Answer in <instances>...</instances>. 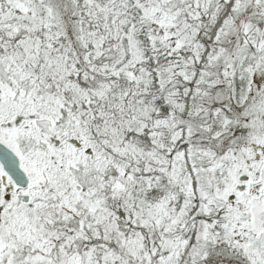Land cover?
I'll use <instances>...</instances> for the list:
<instances>
[{"label": "snow or ice", "instance_id": "6c2138e0", "mask_svg": "<svg viewBox=\"0 0 264 264\" xmlns=\"http://www.w3.org/2000/svg\"><path fill=\"white\" fill-rule=\"evenodd\" d=\"M0 264H264V0H0Z\"/></svg>", "mask_w": 264, "mask_h": 264}]
</instances>
